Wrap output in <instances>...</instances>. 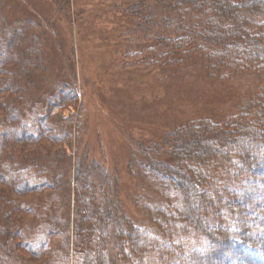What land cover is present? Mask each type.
I'll use <instances>...</instances> for the list:
<instances>
[{"label":"trees","instance_id":"1","mask_svg":"<svg viewBox=\"0 0 264 264\" xmlns=\"http://www.w3.org/2000/svg\"><path fill=\"white\" fill-rule=\"evenodd\" d=\"M52 1L59 4V9L66 2ZM122 3V37L125 42H135L127 43L128 48L135 49L125 55V68L162 69L179 83L194 81L200 72L204 81L212 83L216 79L224 84L248 74L263 84L257 77L264 72V0ZM251 17L259 20L253 22ZM31 36L29 40L33 41ZM139 39L144 42L139 43ZM36 43H28L32 53ZM2 47L0 44V63L6 53ZM5 75L0 64V76L10 78L15 87L4 85L0 77V95L32 85L16 71L9 78ZM73 97L67 92L55 105ZM254 103L260 112L257 116L241 110L224 122L207 119L177 127L172 131L174 147L165 149L169 150L166 156L160 151L155 158L152 148L138 145L137 152L145 159L147 170L156 173L163 184L157 190L160 195L150 197L147 206L157 215L154 221L167 235L185 230L198 233L205 240L200 248L168 243L160 233L133 225L123 213L116 186L111 185L112 174L96 162L84 165L83 154L76 174L72 220L64 216L66 205L62 203L53 209L55 214L46 215L47 202H39L37 194L56 189L57 159L66 156L64 147L71 127L65 124L55 132L43 127L41 120V127H30L20 121L16 109H7L11 113L0 117V264L11 258L18 261L11 249L18 240V247L35 257L49 252L53 241L59 243L63 258L57 264L129 263L133 256L143 257L145 264L151 255L166 264H264V199L259 204L250 196L258 188L257 182L264 181V96ZM47 139L50 144L63 145L50 155L54 161H49L47 168L40 160L24 163L21 149ZM7 145L10 152L4 150ZM51 172L53 177L47 178ZM221 175L232 180L225 182L219 179ZM11 205V211L4 209ZM19 211L34 216L33 220L12 218ZM18 221L21 223L17 225Z\"/></svg>","mask_w":264,"mask_h":264},{"label":"rangeland","instance_id":"2","mask_svg":"<svg viewBox=\"0 0 264 264\" xmlns=\"http://www.w3.org/2000/svg\"><path fill=\"white\" fill-rule=\"evenodd\" d=\"M122 2L124 0H66L59 9V4L52 0H0V44L6 51L0 64L6 77L13 76L16 71L32 84L15 89L9 95H0V117L11 113L7 109H16L20 121L30 127L40 126V120L43 127L55 132L62 130L65 124L71 127L64 147L66 156L57 159L60 167L58 174L55 172L56 189L37 194L39 202H47L46 215L55 214L53 209L62 203L66 205L64 216L72 220L76 174L83 154L84 165L96 162L112 174L111 185L116 186L123 213L133 225L160 233L168 243L193 244L200 248L205 240L198 233L185 230L167 235L154 221L157 215L147 206L150 197L160 195L157 190L163 184L156 173L147 170L145 159L137 152L138 145L152 148L151 156L155 158L160 151L166 156L169 150L165 149L174 147L175 132L172 131L186 123L196 124L207 119L224 122L241 110H250L249 115L257 116L260 112L254 102L264 96V72L257 77L263 80L262 85L248 74L230 78L224 84H218L216 79L212 83L204 81L200 72L194 81L179 83L162 69L125 68V55L135 49L128 48L127 43L135 42L123 39L125 30L119 11ZM251 19L253 22L259 20ZM31 35L33 41L29 40ZM141 39L139 43L144 42ZM30 42H37L33 53ZM0 77L4 85L15 87L10 78ZM67 92L74 94L73 99L55 105ZM67 118L70 120L63 124ZM60 148L63 149V145L50 144L47 139L25 146L21 151L25 153L24 163L40 160L47 168V163L54 161L50 155ZM4 150L10 152L11 146L7 145ZM18 160L17 157L15 161ZM51 177L52 172L47 178ZM219 179L232 180L225 175ZM257 185L250 196L260 204L264 199V181ZM12 208L13 205L4 209L11 211ZM11 216L27 221L34 218L23 211ZM70 231L74 234L73 227ZM111 242L116 243L115 240ZM20 243L18 240L11 247L12 257L19 258L18 261L13 262L11 258L4 264H57L63 258L59 243L55 241L51 243V250L39 257L18 247ZM130 254L133 256L134 252L130 250ZM130 259L133 262L124 260L119 264L144 262L143 257ZM166 263L163 259L160 262L155 255L145 261V264Z\"/></svg>","mask_w":264,"mask_h":264}]
</instances>
